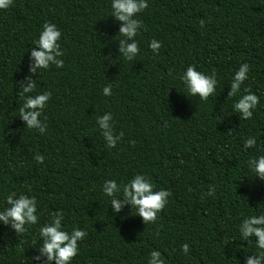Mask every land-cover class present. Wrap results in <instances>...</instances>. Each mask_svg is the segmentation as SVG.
Wrapping results in <instances>:
<instances>
[{
	"label": "trees",
	"instance_id": "obj_1",
	"mask_svg": "<svg viewBox=\"0 0 264 264\" xmlns=\"http://www.w3.org/2000/svg\"><path fill=\"white\" fill-rule=\"evenodd\" d=\"M110 13V0H12L0 9V208L15 191L36 197L39 216L17 235L0 227V264H29L39 226L58 211L66 230L87 233L70 264H147L152 250L165 264H244L254 246L240 251L237 226L264 211V181L247 167L264 154V0H148L131 61L117 52L122 37ZM45 21L61 32L64 65L33 77L32 94L51 92L41 134L19 119L16 81L28 74ZM152 39L161 43L156 53ZM242 63L247 79L227 97ZM188 65L215 73L207 100L185 92L180 76ZM108 84L112 94L104 96ZM245 89L259 97L249 119L232 108ZM105 112L114 135L123 134L110 149L95 123ZM248 136L257 145L244 149ZM134 174L170 192L154 222L143 223L128 206L113 216L101 192L105 180L127 182ZM209 185L213 196L205 195Z\"/></svg>",
	"mask_w": 264,
	"mask_h": 264
},
{
	"label": "clouds",
	"instance_id": "obj_2",
	"mask_svg": "<svg viewBox=\"0 0 264 264\" xmlns=\"http://www.w3.org/2000/svg\"><path fill=\"white\" fill-rule=\"evenodd\" d=\"M12 0H0V9L8 8ZM148 7V0H110V16L118 23V33L122 38L117 40V52L125 60H133L138 52V44L134 37L143 28L142 21L138 14ZM203 23V21H201ZM103 36L104 33H99ZM61 32L54 23L45 21L41 25L38 37L33 41V47L29 52L28 74L22 80L16 81L19 85L18 92L23 103L19 107V119L24 127L34 129L43 134L47 124L40 119L46 103L51 97V92L44 90L32 94L36 88V79L41 74V70H46L50 65L61 68L64 65L63 50L59 44ZM148 47L153 53L158 52L161 47L159 40L152 39ZM249 65L242 63L234 72L227 97L236 95L242 83L247 79ZM36 79H33V77ZM180 81L188 96L198 97L199 100H207L216 90L218 83L215 73L205 74L198 71L196 66L188 65ZM102 95L112 94L111 84L104 86L101 90ZM259 102V97L251 90L245 89V94L240 95L234 102L232 108L239 113L241 119H249L253 115V110ZM100 135L107 148H114L121 139L122 133H113V115L105 112L96 117L95 121ZM233 127H227L225 136L232 134ZM257 145L255 136H248L243 140V148L248 149ZM37 162L43 161V156L36 155ZM247 167L253 178L264 181V154L257 155L247 161ZM152 181L144 174H134L127 182L118 183L115 179H108L101 185V192L110 198L109 204L113 216L119 214L125 206L135 212L143 223L154 222L157 213L164 208L170 192L166 189L154 190ZM215 185H209L207 196L215 194ZM261 203L257 204L258 207ZM251 208V207H250ZM64 219L61 211L53 214L49 220L41 224L38 228V239L34 241L37 245L35 254L28 257L29 264H70L73 257L78 253V241L86 235V231L80 227H72L71 231L66 230L62 221ZM39 216L37 213V200L35 196H29L15 191L9 192L4 197V207L0 208V227L12 231L15 235L24 233L28 227L37 225ZM238 241L241 250L245 244H252L254 251L246 255L244 264H264V211L259 214L247 215L242 218L237 226ZM255 237V240H251ZM189 246L187 243L181 245V251L187 253ZM237 264H239V261ZM147 264H165L164 258L157 250H152L149 254Z\"/></svg>",
	"mask_w": 264,
	"mask_h": 264
}]
</instances>
